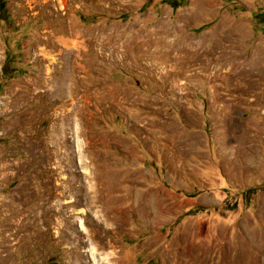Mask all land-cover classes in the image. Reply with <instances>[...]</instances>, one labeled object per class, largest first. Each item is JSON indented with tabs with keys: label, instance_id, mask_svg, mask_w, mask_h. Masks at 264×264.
I'll return each mask as SVG.
<instances>
[{
	"label": "rangeland",
	"instance_id": "374dc122",
	"mask_svg": "<svg viewBox=\"0 0 264 264\" xmlns=\"http://www.w3.org/2000/svg\"><path fill=\"white\" fill-rule=\"evenodd\" d=\"M177 1L0 0V264H264V0Z\"/></svg>",
	"mask_w": 264,
	"mask_h": 264
},
{
	"label": "trees",
	"instance_id": "16d2710c",
	"mask_svg": "<svg viewBox=\"0 0 264 264\" xmlns=\"http://www.w3.org/2000/svg\"><path fill=\"white\" fill-rule=\"evenodd\" d=\"M169 5L172 7L173 10H176L180 5L184 4V1H177V0H166ZM264 15L262 14H256L255 17L256 19H260L258 22H260V29L262 30V32L264 33V19L263 18Z\"/></svg>",
	"mask_w": 264,
	"mask_h": 264
}]
</instances>
